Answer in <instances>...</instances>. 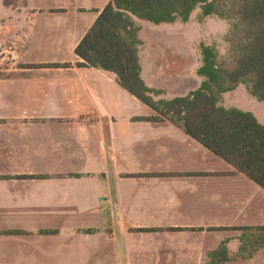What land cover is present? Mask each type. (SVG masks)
<instances>
[{"label":"crops","instance_id":"crops-1","mask_svg":"<svg viewBox=\"0 0 264 264\" xmlns=\"http://www.w3.org/2000/svg\"><path fill=\"white\" fill-rule=\"evenodd\" d=\"M112 1L0 0L22 9L11 43L0 24V264H264V190L177 125L143 121L156 113L115 74L76 67ZM199 14L135 19L154 100L200 87L201 44L224 56L228 23ZM240 90L253 105L242 85L221 105L257 117Z\"/></svg>","mask_w":264,"mask_h":264},{"label":"trees","instance_id":"trees-1","mask_svg":"<svg viewBox=\"0 0 264 264\" xmlns=\"http://www.w3.org/2000/svg\"><path fill=\"white\" fill-rule=\"evenodd\" d=\"M195 10H200V23L207 17L228 23L224 38L228 55L201 44L200 87L185 97L154 100L163 92L149 89L140 78L141 42L135 19L154 25L187 23ZM75 55L80 60L77 68L115 74L122 89L156 113L143 121L177 125L264 190V125L250 112L221 105L223 95L239 85L264 103V0H113L78 44Z\"/></svg>","mask_w":264,"mask_h":264},{"label":"rangeland","instance_id":"rangeland-1","mask_svg":"<svg viewBox=\"0 0 264 264\" xmlns=\"http://www.w3.org/2000/svg\"><path fill=\"white\" fill-rule=\"evenodd\" d=\"M7 10H8V13L5 12ZM197 12H199V10H197ZM21 13H22V9L17 8V6L15 5L13 6L11 5L10 7V4L8 3H4V4L0 3V24L5 26V31L3 32L4 35L2 36V38H6L8 42L10 43H11L10 41L11 40V35H10L11 28L9 27V25L15 23L16 19L19 18ZM223 41H225L224 37H222V42ZM222 42H220V45H223ZM223 46L225 47L224 56H227L228 55V44L223 45ZM243 92L244 91H241V90L238 91V93L234 96L233 100L244 104L245 105L244 109H246V111H253L254 113H256L258 115L256 118L261 124L264 125V103H260L257 100L252 99L253 105L252 103L250 104L244 98Z\"/></svg>","mask_w":264,"mask_h":264}]
</instances>
